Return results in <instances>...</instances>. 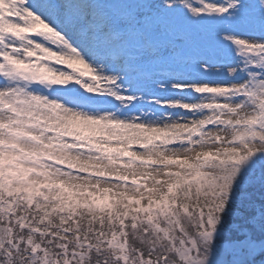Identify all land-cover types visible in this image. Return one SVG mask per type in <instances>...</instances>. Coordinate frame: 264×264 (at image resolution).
Instances as JSON below:
<instances>
[{
  "label": "snow or ice",
  "instance_id": "snow-or-ice-1",
  "mask_svg": "<svg viewBox=\"0 0 264 264\" xmlns=\"http://www.w3.org/2000/svg\"><path fill=\"white\" fill-rule=\"evenodd\" d=\"M0 264H264V0H0Z\"/></svg>",
  "mask_w": 264,
  "mask_h": 264
}]
</instances>
